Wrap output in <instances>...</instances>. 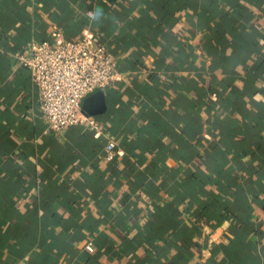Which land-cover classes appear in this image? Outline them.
<instances>
[{"label": "crops", "instance_id": "obj_1", "mask_svg": "<svg viewBox=\"0 0 264 264\" xmlns=\"http://www.w3.org/2000/svg\"><path fill=\"white\" fill-rule=\"evenodd\" d=\"M85 35L122 78L45 133L20 57ZM0 264H264V0H0Z\"/></svg>", "mask_w": 264, "mask_h": 264}, {"label": "built area", "instance_id": "obj_2", "mask_svg": "<svg viewBox=\"0 0 264 264\" xmlns=\"http://www.w3.org/2000/svg\"><path fill=\"white\" fill-rule=\"evenodd\" d=\"M20 62L30 74L39 108L47 120L45 133H60L80 125L101 129L100 121L82 112V103L122 78L106 45L94 43L91 35L81 40L59 36L55 43L34 42L30 55L21 56ZM116 146L113 140L108 141V157H112Z\"/></svg>", "mask_w": 264, "mask_h": 264}, {"label": "water", "instance_id": "obj_3", "mask_svg": "<svg viewBox=\"0 0 264 264\" xmlns=\"http://www.w3.org/2000/svg\"><path fill=\"white\" fill-rule=\"evenodd\" d=\"M90 99H96L97 100V105L96 107H92L89 104ZM105 97H104V92L103 91H97L91 95H89L85 100L82 105V110L84 113L90 116H95L103 113L106 109V105L104 103Z\"/></svg>", "mask_w": 264, "mask_h": 264}, {"label": "trees", "instance_id": "obj_4", "mask_svg": "<svg viewBox=\"0 0 264 264\" xmlns=\"http://www.w3.org/2000/svg\"><path fill=\"white\" fill-rule=\"evenodd\" d=\"M104 1L107 2L111 6H114V5L118 4V2L120 0H104Z\"/></svg>", "mask_w": 264, "mask_h": 264}]
</instances>
